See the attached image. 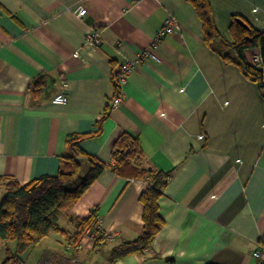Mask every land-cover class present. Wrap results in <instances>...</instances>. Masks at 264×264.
I'll return each mask as SVG.
<instances>
[{
    "label": "crops",
    "instance_id": "crops-1",
    "mask_svg": "<svg viewBox=\"0 0 264 264\" xmlns=\"http://www.w3.org/2000/svg\"><path fill=\"white\" fill-rule=\"evenodd\" d=\"M209 1L227 41L234 17L264 31V0ZM169 17L179 29L154 47ZM91 28L101 31L100 46L86 44ZM150 49L161 62L144 60L106 116L115 68ZM40 77L37 97L31 86ZM62 93L67 103H54ZM92 133L81 147L99 161L114 164L116 142L130 134L143 147L140 169L171 174L159 201L165 227L144 255L117 264H261L253 253L264 249V92L209 49L189 2L0 0V179L24 185L57 175L69 136ZM147 187L104 171L61 219L74 234L75 220L95 211L107 245L78 250L61 235L62 252H87L94 258L81 264H97L107 250L109 261L113 247L141 235ZM3 195L0 186V202Z\"/></svg>",
    "mask_w": 264,
    "mask_h": 264
},
{
    "label": "trees",
    "instance_id": "trees-1",
    "mask_svg": "<svg viewBox=\"0 0 264 264\" xmlns=\"http://www.w3.org/2000/svg\"><path fill=\"white\" fill-rule=\"evenodd\" d=\"M186 1L194 7L203 24L204 40L209 49L227 64L238 67L250 82L264 92V70L251 65L248 57L251 51L259 50L264 59V31L255 29L241 17H234L230 27L233 42H229L216 26L209 0ZM238 20L244 21L249 29L243 27ZM113 82L116 92H120L115 72ZM44 86L45 80L42 77L32 84L35 96L42 95ZM111 104L106 116L112 109ZM101 132L102 128L97 134ZM95 135L96 133L69 136L67 146L70 155L64 158L57 175H45L24 185L15 178L0 179V186L4 189L0 202V252L2 250L5 253L0 264H27L24 255L54 232L65 236L69 244L76 248L90 231L94 236L93 250L101 252L108 243V237L102 230L95 211L84 219L75 220L74 234L64 230L60 220L107 169L120 176L138 178L148 183L140 199L144 207L143 231L135 241L113 247L109 254L110 264H117L132 256H142L152 248L166 224L160 214L159 201L171 174L156 169H140V162L144 158L143 147L140 139L130 134H124L116 142L112 155L114 164L107 165L99 161L81 147L82 142ZM52 262V258L46 256L38 264H53ZM71 263L72 260L68 259L65 264Z\"/></svg>",
    "mask_w": 264,
    "mask_h": 264
},
{
    "label": "built area",
    "instance_id": "built-area-1",
    "mask_svg": "<svg viewBox=\"0 0 264 264\" xmlns=\"http://www.w3.org/2000/svg\"><path fill=\"white\" fill-rule=\"evenodd\" d=\"M87 15V10L83 7H78L77 9V17L80 20H84ZM179 29L178 21L175 17H169L165 22L164 27L157 33V37L155 39L154 47L161 44L163 40L169 36L176 33ZM86 44L87 45H94L100 46L102 44V33L97 28H91L86 33ZM79 53H75V57L79 58ZM148 57L152 58L157 62H161L160 58L156 55L153 49L145 51L141 53L137 59L131 60L124 66H120L115 69V74L117 76V82L120 87V92L117 93L115 98L112 101V108L118 107L120 104L123 103L124 100V87L128 83L129 76L134 73L135 69ZM251 65L256 67L257 69L264 70V59L261 52L255 53L251 58H249ZM68 101L67 96L65 93H62L56 96L53 100L56 104H66ZM100 226L101 221L99 220ZM94 236L88 231L85 237L81 240V242L77 245L78 250H85L88 249V244L91 243L93 245ZM254 258L261 261V264H264V249L257 250L253 253Z\"/></svg>",
    "mask_w": 264,
    "mask_h": 264
},
{
    "label": "rangeland",
    "instance_id": "rangeland-1",
    "mask_svg": "<svg viewBox=\"0 0 264 264\" xmlns=\"http://www.w3.org/2000/svg\"><path fill=\"white\" fill-rule=\"evenodd\" d=\"M260 52L259 50L256 51H251L249 53V58L253 56L255 53ZM61 225L64 229L70 230L68 227H66L65 222L63 219H61ZM56 240H62L63 238L61 234L54 232L52 233L46 240H44L39 246L36 248L30 250L28 253L24 255V259L26 260L27 264H38L39 261L43 258L48 256V258H52L53 264H65L67 260H72L71 264H81L83 261L82 260H91L94 258V255L89 257L87 252H84L82 254L76 253L75 255L71 252H62V247L60 245V242ZM66 246V245H65ZM55 252H57L55 254ZM5 258V253L4 251L1 250L0 252V263L4 260ZM98 263L97 264H110L108 261V254L107 250H104L101 255L97 257ZM76 261L77 263H74ZM96 264V263H95Z\"/></svg>",
    "mask_w": 264,
    "mask_h": 264
},
{
    "label": "water",
    "instance_id": "water-1",
    "mask_svg": "<svg viewBox=\"0 0 264 264\" xmlns=\"http://www.w3.org/2000/svg\"><path fill=\"white\" fill-rule=\"evenodd\" d=\"M238 22L243 26L245 27L246 29H249V26L242 20H238Z\"/></svg>",
    "mask_w": 264,
    "mask_h": 264
}]
</instances>
